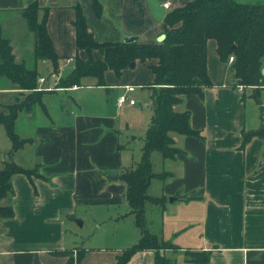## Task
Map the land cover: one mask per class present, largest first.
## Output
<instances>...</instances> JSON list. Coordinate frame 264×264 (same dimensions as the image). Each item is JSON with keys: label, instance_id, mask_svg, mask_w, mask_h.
<instances>
[{"label": "crops", "instance_id": "1", "mask_svg": "<svg viewBox=\"0 0 264 264\" xmlns=\"http://www.w3.org/2000/svg\"><path fill=\"white\" fill-rule=\"evenodd\" d=\"M28 1L0 0V26L2 34L9 38L14 59L36 68L40 60H46L34 57V37L22 16V8ZM36 1L48 8L46 29L60 66L66 69L64 75L69 73L76 52L86 58L84 51L76 50L72 24L75 4L80 5L99 41H121L126 34H138V40L147 42L146 37L153 36L155 41L160 35L147 27L152 26L150 21L154 18L146 0H97L99 14L94 12L92 0ZM158 1L168 3L166 12L188 0ZM22 18L26 26L21 23ZM142 33L147 34L145 39ZM215 46H208L206 58L212 85L204 89L202 98L186 94L175 106L178 111H189L190 127L201 131L204 139L172 132L174 145L182 152L165 159L152 154L153 162L158 159L162 164L156 172L171 175L164 181L154 178L150 182L148 192L153 196L164 195L167 201L163 208L147 207L145 218L151 232L178 247L164 251L175 264H202L188 261L186 249L210 251L204 264H264V130L263 135L255 134L240 146L242 130L252 131L264 125V86L259 90V103L251 96V88L239 91L232 85L235 78L231 62L220 60L216 52L213 55ZM93 53L100 57L97 50ZM110 71L106 70L104 75ZM39 79L40 83L45 81ZM88 79L80 86H99L94 78ZM151 80L152 74L145 83ZM130 84L136 86L127 93L135 100L131 105H116V97L126 85L122 84L121 91L116 88L114 92L112 106L92 111L77 108L65 112L59 122L31 124L34 137L11 158L25 167L37 165L41 176L29 179L22 173L13 174V192L0 200L13 209L11 217L0 218V264H114L121 251L138 240L140 234L133 215L128 213L124 183L118 174L134 164L127 162L122 151L129 148L128 137L137 139V133L138 136L141 133L138 146L141 154L151 112L149 98L133 95L144 83ZM116 85L106 83L102 87L109 89ZM144 90L148 97L149 89ZM17 92L13 83L0 78V111L16 100ZM138 100L147 111L137 108ZM253 103L260 108L259 115L253 111ZM27 113L24 112L32 118L33 112ZM0 147L1 167L8 148ZM27 149L30 154L25 156L22 153ZM113 170L117 172L116 178L111 179L109 174ZM169 197L173 200L169 201ZM71 224L85 231L77 233ZM70 230L76 239L89 240L79 245V240L67 237ZM81 247L85 251L76 261ZM63 249L70 254L52 253ZM69 255L74 259L72 263L67 261ZM153 263L154 251L149 249L136 251L126 262Z\"/></svg>", "mask_w": 264, "mask_h": 264}, {"label": "trees", "instance_id": "2", "mask_svg": "<svg viewBox=\"0 0 264 264\" xmlns=\"http://www.w3.org/2000/svg\"><path fill=\"white\" fill-rule=\"evenodd\" d=\"M96 14L100 13L97 0H92ZM76 50L86 53L82 58L76 52L72 57L71 68L65 77H59L56 88L80 86L85 78H94L95 84L106 86L104 72L108 69L120 76L130 67V63L145 64L152 74V80L141 87L149 89L150 118L140 148V160L120 170L118 178L124 183V197L133 215L134 225L139 231L138 240L125 247L114 264H126L136 251H154L153 264H175L165 250H176L177 246L169 240L160 238L148 228L145 212L151 205L165 206L164 195L153 196L148 192L154 178L166 180L170 172L154 170L152 154L158 153L161 159L174 158L182 150L174 145L172 132L204 139L201 131L193 129L188 123L189 111H178L179 104L186 94L203 97L204 89L212 85L208 76L206 58L207 41H215V52L219 59L227 61L232 55L231 66L235 81L232 85L251 88V96L259 103V90L264 86V76L260 70L264 56V0L256 3L236 0H188L183 5L169 9L161 20L164 38L161 41L132 42L99 41L87 24L80 5H74ZM48 8L40 6L36 0H29L22 8L28 29L34 37V57L50 61L51 73H58L59 56L56 53L46 29ZM97 50L100 57L94 58ZM0 78L8 79L18 89L14 102L4 105L0 111V124L10 142L6 159L0 167V200L13 190L11 177L22 173L29 179L40 177L37 165L22 166L11 156L31 141L22 137L15 129V120L20 112H31L36 104L44 110L41 98L45 89H38V72L35 67H27L17 62L12 53L9 38L2 34L0 26ZM264 125L256 130H242L241 147L251 136L263 135ZM10 204H1L0 218L11 217ZM75 260L83 255L85 248H78ZM54 254L68 255V250H53ZM188 261L206 263L210 251L184 250ZM70 256V255H69ZM68 263L74 259L70 256Z\"/></svg>", "mask_w": 264, "mask_h": 264}, {"label": "rangeland", "instance_id": "3", "mask_svg": "<svg viewBox=\"0 0 264 264\" xmlns=\"http://www.w3.org/2000/svg\"><path fill=\"white\" fill-rule=\"evenodd\" d=\"M236 1L256 3V2H260L262 0H236ZM175 7H177V6H175ZM175 7L172 6L170 9H173ZM20 20H21V23L24 24V26H26L24 19L22 18ZM150 23L152 24V26H149L150 24H148L147 27L151 30L154 28L156 30V32L154 34L158 33L156 35H159L162 33L163 29H162L161 22H157L156 20L151 19ZM143 33H142V38L145 39V37H146L145 35H147V34H143ZM30 34L33 38V34L32 33H30ZM151 38L152 39H149V37H146V41L152 42L154 37L151 36ZM26 40L24 39L22 42L25 43ZM214 44H215V41L213 39L208 40L207 48H208V46L214 47L215 46ZM212 52L214 55L215 54L214 48H212ZM93 56H94V58L98 57V53H93ZM51 69H52V65H51L50 61H47V60L41 61L40 60L38 62V65L36 67V70L38 72V79L40 77H43L45 80L43 83H40L39 81L37 82L38 89H45V90H51V91H45L42 95V98H41L42 102L45 105V110L39 104H36L34 106L33 110L31 111V113L33 112L32 118L27 117V115H25L24 112L19 113L18 118L15 120V129L20 136L34 137L33 133L30 130L32 123H34V122H36V123L52 122V121L59 122L64 117V115H65L64 113L67 111H70V110H74L77 108H81L85 111H87V110L92 111L93 109L102 110L103 107H105V105H107V106L111 105L110 102L112 103L115 90L118 89L119 92L121 91L120 85L130 84V83H134V84L144 83L145 84V82H147V80H149L151 77V73H150L149 69H147V67H145L144 65L138 63V65L135 68H130V67L126 68L125 71H123L120 74V76H117L114 73V71H110L108 74H105L104 75L105 83L117 84L116 86H110L109 89H105L104 87L99 85V86H92L91 88H88L85 86H80L79 89H76V90L68 89V88L64 90V88L56 89L54 87L56 86V82L58 81L59 77H65L67 75V74L66 75L63 74L66 69L62 68L60 66V62H58V74L56 76L51 73ZM88 80H90V79H88ZM145 87H146V85H144V88ZM144 88H142L140 86L137 87V89H136L135 93H133V95H135V96L142 95L143 99L147 100L148 97H147V94L144 93V91H145ZM138 102H139V100H138ZM253 104H254L252 106L253 111L259 115V112H260L259 106L256 103H253ZM137 108H140L144 111H147L143 107L142 101H140L139 104H137ZM28 113L30 114V112H28ZM138 134L139 133H137V139L136 138L132 139L131 137H128V141H129L128 147L129 148L126 151L122 150L128 163H130L132 161H134L132 163H135V162L140 160V153H139V147L138 146L140 145V141H139L140 137L139 136H141V133L139 136H138ZM144 135H145V133H144ZM142 137H143V135H142ZM124 142L126 143V139L124 140ZM0 145H5L7 148H9V145H10L8 137H7V135L4 131V128L1 124H0ZM2 149H5V148H2ZM0 150H1V147H0ZM22 154L25 156H28L30 154L29 149L25 150ZM153 156H159V154L154 152ZM11 159L14 160V157ZM157 160L158 159H155V161H154L155 162V167H154L155 171H159L158 167L159 166L161 167V165H162ZM76 223H78V222H76ZM77 225L80 226V224H77ZM71 227L75 231H77V233L85 231V230L78 229V227L74 224H71ZM72 232H73L72 230L68 231V233H67L68 238L74 237V233H72ZM76 240H79L78 243H80L79 245H81V243L82 244L87 243V241L89 239L87 237L84 241H82L81 237L80 238L78 237V239H76Z\"/></svg>", "mask_w": 264, "mask_h": 264}, {"label": "water", "instance_id": "4", "mask_svg": "<svg viewBox=\"0 0 264 264\" xmlns=\"http://www.w3.org/2000/svg\"><path fill=\"white\" fill-rule=\"evenodd\" d=\"M147 1V6L149 9L150 14L152 15V17L157 20V21H161L162 18L165 15V9L162 5V3L158 0H146ZM164 38L163 34H160L159 36L156 37L157 41H161ZM139 39V35L138 34H126L123 37V41L124 42H132V41H136ZM130 67H134V63H130ZM261 74L264 76V66L261 67L260 70ZM116 170H113L110 174L109 177L111 179L116 178ZM169 201L173 200V197H169L168 198ZM79 224H81L80 221H78Z\"/></svg>", "mask_w": 264, "mask_h": 264}, {"label": "built area", "instance_id": "5", "mask_svg": "<svg viewBox=\"0 0 264 264\" xmlns=\"http://www.w3.org/2000/svg\"><path fill=\"white\" fill-rule=\"evenodd\" d=\"M162 5H163L165 10L168 8V3L165 2ZM232 60H233V56L229 55L228 56V61L231 62ZM42 79L43 78H40L39 80L42 81ZM123 87H124V91L122 93H120L116 97V105L117 106H123L126 103L131 105V104H133L135 102V100L130 98L127 93L133 91L136 86L132 85V84H126ZM237 89L239 91H241L243 89V86L242 85H238Z\"/></svg>", "mask_w": 264, "mask_h": 264}]
</instances>
